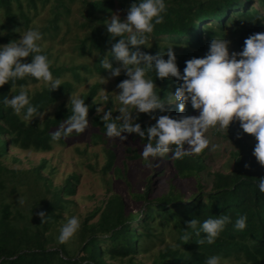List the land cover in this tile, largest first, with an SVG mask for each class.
Returning <instances> with one entry per match:
<instances>
[{
	"label": "trees",
	"instance_id": "obj_1",
	"mask_svg": "<svg viewBox=\"0 0 264 264\" xmlns=\"http://www.w3.org/2000/svg\"><path fill=\"white\" fill-rule=\"evenodd\" d=\"M131 3L132 0H0V32H3L0 44L18 39V31L38 27L42 33L39 42L42 52L51 61L50 71L63 82L50 92L43 85L40 90L32 91L29 87L40 81L27 76L14 84L10 81L0 86V264H204L211 255H219L221 264H264V193L257 189L259 177L264 176V166L252 155L254 136L243 133L238 121L230 122L225 134L232 144L230 159L223 170L211 174L209 189L198 183L197 191L186 197L172 186L150 199L147 186L136 195L138 201H144L145 208L134 213L126 212L121 195L111 194L104 207L91 212L82 223L79 246L74 251L57 243L53 232L64 218L69 198L76 193L79 176L72 174L62 185H55L51 176L54 168L48 167L46 158L29 169L6 163L7 160L21 162L10 154L12 148L48 152L55 143H63L64 139L51 141L50 132L56 131L70 113L62 102L52 117L40 121L37 116L25 123L10 107L4 106L3 98H11L23 86L30 90L31 103L43 111L72 94L89 77L107 76L108 70L102 69L100 60L110 58L107 51L114 41H109L104 23L113 15L123 20ZM165 3L164 22L154 25L149 35L151 46L140 48L155 54L172 45L181 71L186 59L204 56L214 36L223 37L225 33L224 38L232 39L240 51L249 34L264 32V0H165ZM44 11L46 18L36 25ZM67 39H71V53L75 55L70 64L59 63V55L53 54L52 46L64 45ZM22 60L30 62L31 56ZM112 63L117 66V62ZM146 75L154 81L161 99H168L177 86L175 78L157 79L154 70ZM124 78L122 71L117 83ZM100 89L101 83L95 81L82 94L89 105L88 121L99 128L94 134L96 144L109 140L92 100L98 97ZM177 103L168 105L169 115L182 114ZM195 113L196 110L186 106L183 114ZM157 114L163 113L157 110ZM137 122L142 128L150 125L144 120ZM128 135L141 146L146 143V139L136 134ZM205 152L206 149L199 155L180 159L171 158L170 152L163 158L172 159L178 177H200L206 169ZM106 154L105 172L112 169L116 159L112 149H107ZM134 155L137 156L135 152ZM115 171L116 176L122 175L119 168ZM30 180L35 188H40L39 198L24 212L6 201L4 192L9 189L11 194L16 193L17 184ZM40 211L47 216L42 223L37 215ZM99 211V219L89 223ZM240 215L246 216L242 231L233 228ZM216 216H228L229 222L212 244H197L205 236L203 232L197 235L200 223ZM191 219L197 221L195 228L188 227Z\"/></svg>",
	"mask_w": 264,
	"mask_h": 264
},
{
	"label": "clouds",
	"instance_id": "obj_2",
	"mask_svg": "<svg viewBox=\"0 0 264 264\" xmlns=\"http://www.w3.org/2000/svg\"><path fill=\"white\" fill-rule=\"evenodd\" d=\"M166 12L165 0H132L123 20L113 15L104 23L109 41L114 42L107 51L110 58L100 60L102 69L108 70V77L103 76L100 83L119 76L122 71L126 77L116 84L119 89L115 97L119 103L118 115L113 116L112 111L105 108L110 100L108 94L101 92L98 97H92L93 104L97 105L96 115L105 129L104 135L109 140H125L127 137L122 133L136 134L146 139L140 155L151 164L157 157H164L170 152L171 158L175 159L199 155L209 147L210 141L205 136L209 128L227 130L230 122L238 121L243 133L254 136L256 143L252 155L264 166V32L249 34L243 41L242 49L231 53L230 41L224 38L225 33L223 37L214 36L204 56L186 59L181 71L172 45L155 54L140 48L141 45L151 46L149 35L154 25L164 22ZM18 32V39L0 44V86L10 81L14 84L26 76L42 82L49 92L62 85V80L53 76L50 71L51 61L42 52L39 43L42 33L39 28L30 27ZM29 56L30 62L22 60ZM112 61L117 62V66ZM153 70L157 79L175 78L177 86L166 100L161 99L155 90L157 86L154 81L146 75ZM174 102H178L176 107L181 115L168 114L171 112L168 105ZM3 104L10 107L25 123H30L37 116L43 119L49 110L39 111L31 103L30 90L23 86L11 98L5 96ZM186 106L196 110V114H183ZM66 107L70 114L56 131L50 132L51 141L64 139L73 133L79 134L89 124V105L84 102L82 94H70ZM157 110L163 114H157ZM140 113L148 115L154 123L142 128L137 122ZM220 147L212 144L210 150ZM257 189L264 193V176L259 177ZM18 202L24 203L23 200ZM37 215L41 217V223L47 218L43 211ZM227 222L228 216L203 220L197 235L203 232L204 240L196 243L212 244ZM187 224L195 228L197 221L191 219ZM245 227L246 216H238L233 228L242 231ZM79 228L80 220L76 215L66 217L59 226L57 242H69ZM221 259L219 255H211L206 257L204 264H221Z\"/></svg>",
	"mask_w": 264,
	"mask_h": 264
},
{
	"label": "rangeland",
	"instance_id": "obj_3",
	"mask_svg": "<svg viewBox=\"0 0 264 264\" xmlns=\"http://www.w3.org/2000/svg\"><path fill=\"white\" fill-rule=\"evenodd\" d=\"M0 16H2V11L0 12ZM44 18H46L45 11L39 17L40 20L38 19L35 24L38 25ZM227 40L230 41V53L232 51H238L235 42L232 39ZM67 42L64 45L55 43L53 44L54 47L52 46L53 54L55 56L59 55V63L70 64L72 56L75 55L71 53V39H67ZM104 77H108V75ZM104 77H89L82 85L76 87L72 94H83L90 88L93 82H100ZM117 77L108 78L107 82L101 83V89L98 94L99 96L101 92H105L109 95L111 104L106 105L105 108H109L114 116L119 114V103L115 100L116 92L119 91L116 88ZM90 81L91 83H89ZM42 85L40 82L36 85H31L29 88L32 91L40 90ZM69 97L70 95L62 97L59 101L48 107L47 109L49 110L45 112L43 119L52 117L62 102L67 104ZM133 115H136V113L133 112ZM39 119L40 121L43 120L40 117ZM139 120H144V122L150 124L154 121L144 113L138 115L137 121ZM98 132L99 128L94 127L92 121H89L88 126L83 132L79 134L73 133L71 136L65 137L64 142L55 143L51 151L35 152L12 148L10 154L19 158L21 162L13 163L10 160L6 161L12 167L29 169L37 165L42 158H46L48 160V167L54 168L51 176L53 177L55 185H62L64 180L72 174L79 176L76 193L69 198L70 201L66 204V209L63 214L64 218L60 220L53 232V236L57 242L56 237L60 224L65 221L66 217L72 215L78 217L80 220V228L75 236L69 242L65 243L67 249L70 251L76 250L79 246V232L82 223L91 212L99 207L102 209L111 194L116 193L121 195L125 201L126 212L134 213L145 208L144 201H138L136 195L144 192L147 186L150 187V199L158 197L163 192L168 191L172 186L175 190H180L186 197L197 191L198 183L204 184L207 187L206 189H209L211 187V174L214 171L224 169V166L230 159L229 152L232 147L229 139L225 137V134H227L226 130L209 128L205 132V136L210 141L209 147L205 148V171L200 177L196 176L183 179L177 176L176 169L172 165V159L167 160L163 157H157L151 164L145 162L140 155L143 146L135 142L128 134H124L127 138L123 141L115 138L108 140L107 143L99 142L96 144L94 143V134ZM212 144H218L221 147L210 150ZM107 149H112L115 152L116 159L112 169L105 172L104 166L107 162ZM134 152L137 154L136 157ZM115 168L120 169V173L122 174L120 177L116 176ZM46 174L50 175L48 171ZM39 189L35 188L31 180L27 183L17 184L16 193L11 194L9 189L4 192L5 200L12 202L14 207L27 212L31 203L39 198ZM19 200H23L24 203L20 204L18 202ZM99 215L100 211L89 220V223L96 222L99 219ZM154 251L155 249L152 252ZM144 261L149 263L150 259H144Z\"/></svg>",
	"mask_w": 264,
	"mask_h": 264
}]
</instances>
